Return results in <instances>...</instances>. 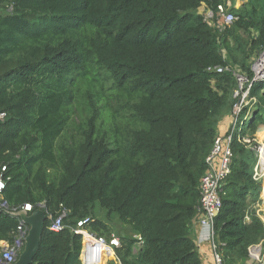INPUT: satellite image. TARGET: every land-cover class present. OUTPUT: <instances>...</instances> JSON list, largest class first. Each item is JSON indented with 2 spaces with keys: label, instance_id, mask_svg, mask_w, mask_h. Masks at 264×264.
<instances>
[{
  "label": "trees",
  "instance_id": "1",
  "mask_svg": "<svg viewBox=\"0 0 264 264\" xmlns=\"http://www.w3.org/2000/svg\"><path fill=\"white\" fill-rule=\"evenodd\" d=\"M227 1L0 0V260L3 243L21 235L17 212L31 204L49 216L32 264H82L77 223L90 218L91 232L111 238L112 217L128 228L120 264H201L191 229L207 158L235 104L234 73L252 78L264 49V0L239 9L230 0L238 21L221 31L205 22L203 8ZM219 66L230 71L208 70ZM248 99L214 220L222 264L264 251L255 171L264 85Z\"/></svg>",
  "mask_w": 264,
  "mask_h": 264
},
{
  "label": "built area",
  "instance_id": "2",
  "mask_svg": "<svg viewBox=\"0 0 264 264\" xmlns=\"http://www.w3.org/2000/svg\"><path fill=\"white\" fill-rule=\"evenodd\" d=\"M231 7L232 2L228 0L224 4H219L216 9L203 8L202 12L205 22L210 27L220 31L226 26H232L238 21V17L230 12ZM208 70L222 74L230 71V68L219 66ZM250 70L252 72V78H249L246 74L234 73L238 83V88L233 95L235 100L233 106L234 120L226 134L218 135L216 137L214 147L207 158L208 170L202 177L199 186L200 202L197 208V222L200 225V230L197 236V242L199 244H211L216 264L222 263L219 254L215 251L214 241L217 235L214 228V220L222 208L221 191L223 181L230 173V165L233 158L231 148L233 133L237 126L240 112L244 106L249 104L248 96L252 86L254 84L264 85V49L260 51L257 57L251 62ZM5 117L6 115L4 113H0V122ZM244 142H249V140L244 139ZM255 171L256 176H258L257 169ZM5 186L6 183L4 176L1 173L0 194L5 189ZM1 206L7 208L5 202H3ZM20 211L32 213L33 207L31 204H25ZM65 216L66 213L62 212L56 218H51L52 224L50 229L54 232L62 230L64 228L63 221ZM246 220L249 221V218H246ZM90 221V218H85L84 220L79 221L76 228L73 230L75 234L81 235L83 238V249L81 253L82 264H106V262L109 264L110 261L120 264L116 255V249L121 246L120 238L115 234H112L111 238H106L91 232L88 228ZM21 225V235L15 244L10 246L3 243V256L0 260V264H16L19 256L23 252L24 241L28 229L25 230ZM134 238L137 240V246L140 247L143 243L142 237L136 234L134 235ZM249 256L254 264H264V251L261 245L251 247L249 249Z\"/></svg>",
  "mask_w": 264,
  "mask_h": 264
},
{
  "label": "water",
  "instance_id": "3",
  "mask_svg": "<svg viewBox=\"0 0 264 264\" xmlns=\"http://www.w3.org/2000/svg\"><path fill=\"white\" fill-rule=\"evenodd\" d=\"M235 9H239V7H235ZM258 165H260V162ZM260 166L261 168L263 167V165ZM18 215L21 218V227L27 225L29 229L24 241L23 252L19 256L16 264H32L40 244L45 223L49 219V216L43 209H38L32 213L20 211Z\"/></svg>",
  "mask_w": 264,
  "mask_h": 264
},
{
  "label": "crops",
  "instance_id": "4",
  "mask_svg": "<svg viewBox=\"0 0 264 264\" xmlns=\"http://www.w3.org/2000/svg\"><path fill=\"white\" fill-rule=\"evenodd\" d=\"M236 2H237V0H236ZM246 3H247V0H246V2L244 1L242 3V5L241 4L240 5L243 6ZM234 7H239V2H237L236 4L234 3ZM232 112H233V110H232ZM233 120H234V117L232 118V122H233ZM230 122H231L230 113L224 115V117L222 118L221 123L219 125L218 135H223L224 133H226L229 130V128L232 124V122L231 123ZM261 134H262V132H261ZM261 199L263 200V203H262V205L257 206V214H259L260 218L264 222V198H261ZM110 225L113 227L115 224L110 223ZM119 228L120 229H118V231L122 230V231L128 232L127 227L120 226ZM112 230H113V234L115 233V231H117L113 228H112ZM199 230H200V225L198 224L197 218H196V219H194L191 231H192V237L195 239V242H196L197 252H198V255L200 257L201 264H216V262L214 260L213 248H212L211 244L210 243L199 244L197 242V236L199 234ZM245 264H254V263L252 260L249 259Z\"/></svg>",
  "mask_w": 264,
  "mask_h": 264
},
{
  "label": "rangeland",
  "instance_id": "5",
  "mask_svg": "<svg viewBox=\"0 0 264 264\" xmlns=\"http://www.w3.org/2000/svg\"><path fill=\"white\" fill-rule=\"evenodd\" d=\"M235 2V4L237 3V2H239V8H240V6L242 5V3L245 1L246 2V0H237V2H236V0H234ZM241 4V5H240ZM202 12V11H201ZM237 35H239L244 41H246L247 40V38L249 37V35H248V33H246L245 31H243V30H240V31H238L237 32ZM239 38V37H238ZM234 117V114H233V112H231L230 113V118H231V122H232V118ZM230 122V123H231ZM232 125V124H231ZM229 127V126H228ZM261 132L262 133H264V127H261L258 131H257V134H256V140H257V142H258V150H260V148L261 147H263L264 146V136L262 135L261 136ZM259 162H261L260 161V159L258 158V162H257V165H256V167H255V170L257 169V173H258V177L260 178V182H263V179H264V170H263V168H261V166L260 165H258L259 164ZM261 198H264V192H263V195H261ZM256 208H257V206H256ZM94 212L100 217V218H102V219H104L105 217H106V212L105 211H103L97 204L94 206ZM110 221L113 223V224H115L114 226H113V228L115 229V230H117V231H115V235L116 236H118V237H120V235H121V233L123 234V231H121V232H119L118 231V229H120L118 226H117V219H116V217H112V219H110ZM110 222V223H111ZM119 223V222H118ZM4 246V245H3ZM106 264H107V262H106Z\"/></svg>",
  "mask_w": 264,
  "mask_h": 264
},
{
  "label": "bare ground",
  "instance_id": "6",
  "mask_svg": "<svg viewBox=\"0 0 264 264\" xmlns=\"http://www.w3.org/2000/svg\"><path fill=\"white\" fill-rule=\"evenodd\" d=\"M264 136V133L261 134V136ZM258 158L260 159V165H263V170H264V146L260 148L258 151Z\"/></svg>",
  "mask_w": 264,
  "mask_h": 264
},
{
  "label": "clouds",
  "instance_id": "7",
  "mask_svg": "<svg viewBox=\"0 0 264 264\" xmlns=\"http://www.w3.org/2000/svg\"><path fill=\"white\" fill-rule=\"evenodd\" d=\"M259 151V150H258Z\"/></svg>",
  "mask_w": 264,
  "mask_h": 264
}]
</instances>
